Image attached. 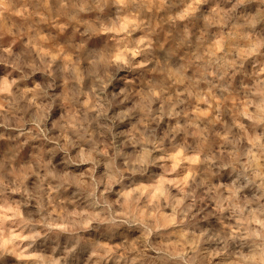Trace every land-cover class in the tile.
<instances>
[{
  "label": "clouds",
  "instance_id": "9594fccd",
  "mask_svg": "<svg viewBox=\"0 0 264 264\" xmlns=\"http://www.w3.org/2000/svg\"><path fill=\"white\" fill-rule=\"evenodd\" d=\"M0 264H264V0H0Z\"/></svg>",
  "mask_w": 264,
  "mask_h": 264
}]
</instances>
